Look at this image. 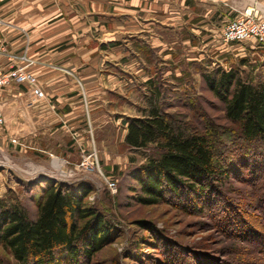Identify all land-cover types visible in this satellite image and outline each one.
I'll return each mask as SVG.
<instances>
[{
	"label": "rangeland",
	"instance_id": "374dc122",
	"mask_svg": "<svg viewBox=\"0 0 264 264\" xmlns=\"http://www.w3.org/2000/svg\"><path fill=\"white\" fill-rule=\"evenodd\" d=\"M80 1L86 12V2ZM98 1L101 5L107 4L101 11H109L107 14L115 17L134 2ZM251 1L264 14V0H147L157 10L159 21L144 12H131L145 30L142 36L132 35L158 44L160 53L164 52L160 59L166 66L167 80L176 82L173 77L183 76L180 99L195 96L202 110L216 123L226 122L222 104L204 85L202 70L196 67L203 60H209L205 65L208 71L217 66L226 70L235 68L243 79L264 80V49L251 43L222 40L223 28L251 8L248 4ZM112 6L115 10H111ZM115 33L121 36L125 33L122 42L134 50L130 32L118 29ZM120 54L111 49L106 55L109 62L104 68L116 71L120 82L112 91V101L101 103L92 117L90 111L89 116L85 111L84 102V115H67L65 107L59 113L54 98L47 96L37 78L33 86H19L14 96L4 97L2 103L9 110L0 128V200L19 203L34 217L39 186L45 182L71 185L75 193L77 186L86 187L89 193L84 204L103 213L116 230L110 244L89 263L81 264H264V164L255 163L254 170L247 157L237 155L239 159L235 160L247 159L248 169L247 165L234 163L236 168L216 188L222 191V198L219 200L217 194L207 193L209 196L199 201L203 203L202 208H196L188 194H182L185 190L177 198L167 197L156 204L143 205L135 200L136 193L130 188L135 183L129 173L145 162L147 153L128 149L122 122L124 115H140L135 105L145 104L138 91L144 75L140 76L139 69L128 74L122 65H114ZM190 61L198 66L188 65ZM133 78L138 82L136 86L131 82ZM13 107L17 109L12 110ZM46 107L55 109L58 116L43 117L47 115L43 113ZM178 107L169 110L184 111ZM12 111L13 117L9 115ZM90 159L92 170L82 166ZM107 180L116 183L114 191L109 189ZM138 220H146L149 227L153 225L158 231L151 235L140 229ZM131 244L139 247L129 249L134 256L126 258L129 256L126 247ZM9 263H15L12 252L0 243V264Z\"/></svg>",
	"mask_w": 264,
	"mask_h": 264
},
{
	"label": "trees",
	"instance_id": "16d2710c",
	"mask_svg": "<svg viewBox=\"0 0 264 264\" xmlns=\"http://www.w3.org/2000/svg\"><path fill=\"white\" fill-rule=\"evenodd\" d=\"M141 49L148 63H160L151 49ZM206 61L200 66L194 61L188 65L202 70L204 85L222 104L225 123L210 118L195 96L180 99L184 78L174 75L176 82L167 80L163 63L157 66L154 76L138 85L145 102L143 106L135 105L140 115L123 116L125 145L132 152L147 153L145 162L129 173L135 183L130 185L135 200L143 205L177 198L185 190L182 194H188L194 206L202 208L199 201L209 196L207 193L222 198V191L216 188L236 168L234 163L247 165V169L253 164L254 170L255 163L264 164V80L243 79L235 68L217 66L208 71ZM175 106L184 111L171 112L169 109ZM240 154L249 159V165L247 159L235 160ZM39 187L34 217L19 203L0 200V243L11 250L15 259L12 264L89 263L115 239L116 228L110 220L84 204L89 193L86 187L77 186V193L71 185L54 181ZM136 224L151 235L158 231L146 220ZM133 246L126 247V258H133L129 250Z\"/></svg>",
	"mask_w": 264,
	"mask_h": 264
},
{
	"label": "crops",
	"instance_id": "0c3cea01",
	"mask_svg": "<svg viewBox=\"0 0 264 264\" xmlns=\"http://www.w3.org/2000/svg\"><path fill=\"white\" fill-rule=\"evenodd\" d=\"M133 1L132 5H127L128 9L124 12L122 10L115 17L107 14L109 11H101L107 4L101 5L102 2L98 0H84L86 12L82 9L84 3L80 0H0V47L3 46L7 53L16 56L25 54L34 60L30 70L47 96L54 98L56 110L60 109L59 113L65 107L67 115H84V102L85 111L88 116L91 112L92 117L101 103L109 104L112 101V91L120 82L116 71L104 68L109 62L106 55L110 54L111 49L121 53L114 65H122L128 74L140 70V76L144 75L141 85L154 76L157 66L163 62L160 57L164 52L160 53L162 49L158 44H150L147 40L132 35L135 33L142 36L141 33H145V30L143 23L135 19L131 12H144L147 17L155 16V21H159L157 10L147 4V0ZM251 2L248 3L251 9L256 10V4ZM111 10H115L114 6ZM160 15V22L163 23L164 17L162 13ZM118 29L130 32L128 35H131L129 38L135 51L122 42L125 33L122 36L115 33ZM141 47L151 49L160 63H148ZM140 53L143 56L140 57ZM0 62L7 64L5 55H0ZM131 82L135 86L138 83L135 78ZM15 88L17 87L5 88L0 93V101L4 97L14 96ZM2 106L7 119L9 109L3 103ZM14 109L17 107L12 110ZM43 110L47 114L43 117L55 119L54 116H58L53 108L46 107ZM14 114L12 111L9 115L13 117Z\"/></svg>",
	"mask_w": 264,
	"mask_h": 264
},
{
	"label": "built area",
	"instance_id": "2783aa9c",
	"mask_svg": "<svg viewBox=\"0 0 264 264\" xmlns=\"http://www.w3.org/2000/svg\"><path fill=\"white\" fill-rule=\"evenodd\" d=\"M222 40L224 43H251L255 47L264 48V16L260 15L257 10H245L223 28ZM0 55H5L7 59L6 65L0 62V93L8 87L33 86L35 84L36 77L30 70L34 60L25 54L16 56L7 53L3 46L0 47ZM5 121V111L2 101H0V128L5 124ZM91 163L92 159L85 160L82 166L92 170ZM107 184L110 190L116 189L114 181L107 180Z\"/></svg>",
	"mask_w": 264,
	"mask_h": 264
},
{
	"label": "bare ground",
	"instance_id": "6f19581e",
	"mask_svg": "<svg viewBox=\"0 0 264 264\" xmlns=\"http://www.w3.org/2000/svg\"><path fill=\"white\" fill-rule=\"evenodd\" d=\"M250 10H251V8H248V11H250ZM56 166H57V167H60V165H59V164H56Z\"/></svg>",
	"mask_w": 264,
	"mask_h": 264
}]
</instances>
